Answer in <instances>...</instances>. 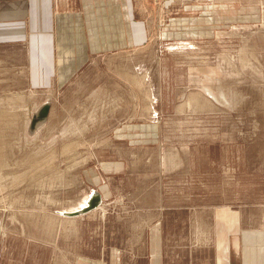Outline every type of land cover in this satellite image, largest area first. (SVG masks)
Segmentation results:
<instances>
[{
  "label": "rangeland",
  "instance_id": "1",
  "mask_svg": "<svg viewBox=\"0 0 264 264\" xmlns=\"http://www.w3.org/2000/svg\"><path fill=\"white\" fill-rule=\"evenodd\" d=\"M141 6L147 44L65 87L32 89L26 48H0V264H71L156 225L166 264H219L225 241V263H259L264 0Z\"/></svg>",
  "mask_w": 264,
  "mask_h": 264
},
{
  "label": "crops",
  "instance_id": "2",
  "mask_svg": "<svg viewBox=\"0 0 264 264\" xmlns=\"http://www.w3.org/2000/svg\"><path fill=\"white\" fill-rule=\"evenodd\" d=\"M145 1L0 0V48H26L32 89L65 87L94 57L147 44ZM19 65L12 60L11 67ZM260 235H252V260L264 264V233ZM127 240L124 248L91 247L90 255L82 249L71 264H166L158 225L152 235ZM219 244L224 254L219 264H227V242ZM61 259L67 263L68 255Z\"/></svg>",
  "mask_w": 264,
  "mask_h": 264
},
{
  "label": "water",
  "instance_id": "3",
  "mask_svg": "<svg viewBox=\"0 0 264 264\" xmlns=\"http://www.w3.org/2000/svg\"><path fill=\"white\" fill-rule=\"evenodd\" d=\"M101 202V198L100 197H93V199L90 201L89 206L84 210V212H89L95 208H97L99 206Z\"/></svg>",
  "mask_w": 264,
  "mask_h": 264
},
{
  "label": "bare ground",
  "instance_id": "4",
  "mask_svg": "<svg viewBox=\"0 0 264 264\" xmlns=\"http://www.w3.org/2000/svg\"><path fill=\"white\" fill-rule=\"evenodd\" d=\"M89 203V202H88ZM88 203L86 205L83 206V208H81L79 211L70 214V216L74 217V216H80L83 215L84 213V209L88 206Z\"/></svg>",
  "mask_w": 264,
  "mask_h": 264
}]
</instances>
